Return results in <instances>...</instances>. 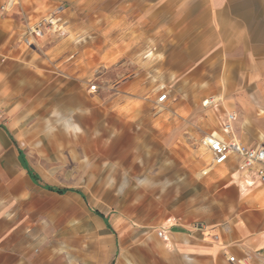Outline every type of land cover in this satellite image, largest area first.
Returning a JSON list of instances; mask_svg holds the SVG:
<instances>
[{"label": "rangeland", "instance_id": "rangeland-1", "mask_svg": "<svg viewBox=\"0 0 264 264\" xmlns=\"http://www.w3.org/2000/svg\"><path fill=\"white\" fill-rule=\"evenodd\" d=\"M170 1L59 0L42 15L21 17L18 0L9 13L0 11V124L39 178V184H28L19 209L35 264H140L145 256L139 241L157 233L156 220L193 205L192 196L178 195L172 173L180 167L199 183L219 167L210 164L200 140L218 129L222 100L217 94L204 97L209 85L185 81L192 70L180 65L186 37L172 48L170 36L172 24L179 31L197 25L203 4L172 0L170 7ZM58 8L54 29L44 21ZM69 27L79 30L71 41L83 61L98 60L95 76L110 73L94 78L87 91L103 95L109 80L129 82L132 93L124 108L95 110L82 122L57 114L60 100L49 92L21 91L31 67L45 65V50L69 37ZM166 93L170 101L159 108L155 101ZM144 104L147 117H137ZM114 114L127 131L99 124ZM164 156L170 163L162 164ZM44 186L78 193L58 195Z\"/></svg>", "mask_w": 264, "mask_h": 264}, {"label": "crops", "instance_id": "crops-1", "mask_svg": "<svg viewBox=\"0 0 264 264\" xmlns=\"http://www.w3.org/2000/svg\"><path fill=\"white\" fill-rule=\"evenodd\" d=\"M58 1L20 0L21 7L15 10L21 17L37 12L42 15L45 7ZM200 1V22L180 31L172 24L175 29L170 30V36L174 40L172 48L179 47L181 37H186L180 65L192 70L184 75L185 81L209 85L204 97L217 94L222 100L217 111L218 129L207 135L231 136L250 148L264 146V0ZM172 2H168L170 7ZM69 32V37L45 50L41 60L45 65L31 67L21 91L49 92L60 100L57 114H73L82 122V116L92 115L95 110L103 113L124 108L132 84L109 80L105 94L88 92V84L94 78L105 79L110 73L96 77L98 60L84 62L80 47L71 41L79 30L69 27ZM173 62L171 59L172 68L177 70L178 65ZM21 80L17 78V83H23ZM169 101L167 97L163 108ZM147 108L148 104L139 107L136 116L147 117ZM117 114L109 120L99 119V124L108 125L112 131H127L129 128ZM229 114L234 121L227 135L222 126ZM169 160L164 156L161 162L168 164ZM26 167L27 161L20 155L15 139L0 124V264H35L25 222L19 217L20 205L28 196V184L37 185ZM167 172L164 168L161 177ZM172 175L178 195L192 196L193 205L180 214L156 220L155 232L162 231V237L156 233L139 241L145 256L140 264H264V191L250 186V175L240 172L234 160L214 169L199 183L180 167ZM199 224L203 230L195 228ZM228 257H233L234 262H228Z\"/></svg>", "mask_w": 264, "mask_h": 264}, {"label": "built area", "instance_id": "built-area-1", "mask_svg": "<svg viewBox=\"0 0 264 264\" xmlns=\"http://www.w3.org/2000/svg\"><path fill=\"white\" fill-rule=\"evenodd\" d=\"M18 0H5V2L0 7L2 14L9 13L14 7L18 5ZM57 12L54 15L49 16L45 19V23L49 27L58 29L57 25L59 23V18L57 15L62 8H58ZM41 34L39 30H36ZM34 33L33 29L27 31V35L31 36ZM37 33V32H35ZM26 44L30 46V40H25ZM95 87L91 86L90 91H94ZM168 94H163L157 98L156 105L159 108L163 107V104L167 101ZM234 121V116L229 114L226 120L223 123L222 131L224 134L229 135L231 133L232 122ZM200 146L206 149L210 155V164L212 166H222L230 160H234L237 165V169L242 172L250 175L252 181L250 183L251 187L261 188L264 191V146H258L254 148L246 147L242 145L238 140L233 137H220L214 134L205 135L200 140ZM200 230H203V225L199 224L195 226ZM159 238L162 237V231L157 232ZM264 258V252H263ZM228 262L233 263L234 258L228 257ZM264 261V259H263ZM240 264V262H237Z\"/></svg>", "mask_w": 264, "mask_h": 264}, {"label": "trees", "instance_id": "trees-1", "mask_svg": "<svg viewBox=\"0 0 264 264\" xmlns=\"http://www.w3.org/2000/svg\"><path fill=\"white\" fill-rule=\"evenodd\" d=\"M19 153H20V155L22 154L20 151H19ZM26 171H27V174H28V176L30 177V179H31L35 184H39V178H38V176H37V175H36V174H35L30 168H28V167H26ZM44 188H45L46 190H48V191H50V192H54V193H56V194H58V195H65V194H67V193H78L76 190H72V189H55V188H52V187H50V186H44ZM95 214H96V216H98L99 218H101V219L104 221V223L106 224L108 230L111 231L109 225L107 224L106 219H105L101 214H99V213H97V212H96Z\"/></svg>", "mask_w": 264, "mask_h": 264}]
</instances>
